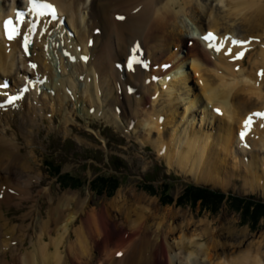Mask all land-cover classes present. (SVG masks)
I'll return each mask as SVG.
<instances>
[{
    "label": "bare ground",
    "instance_id": "obj_1",
    "mask_svg": "<svg viewBox=\"0 0 264 264\" xmlns=\"http://www.w3.org/2000/svg\"><path fill=\"white\" fill-rule=\"evenodd\" d=\"M23 1L12 0L9 4H1L0 21L3 17L13 14L15 7L22 5ZM49 1L58 6L61 15L70 14L71 19H68L67 24L75 32L73 38H70L71 35H65L59 39V42L65 41L63 48L69 50L71 56L74 55L77 60L79 57L84 64L83 67H92L95 71L89 72L90 80L85 83L87 78L85 74L78 77V81L85 85V93L88 92L87 86L93 87L94 90L93 98L87 95L80 96L84 106L88 108L86 114L97 116L101 112L102 115L98 118L102 119L105 115L107 122L109 119L115 120L119 116L120 118L125 116L121 123L126 121L127 112L130 113V118L133 121L134 115L136 120L131 125H135L134 129L136 125L142 127L143 130L140 133L143 136V144L152 145L156 150L159 149L158 153L164 157L170 171H180L182 174L197 179L199 183L214 184L215 187H222V189L241 180L243 187L247 190L252 192L264 190V128L260 127L264 120L254 117L255 123L252 125L250 133L243 141L238 137L244 120L251 113L264 112V78L257 76L259 85H256L254 80L248 76L246 69L237 70L239 73L237 74L232 68L222 66L226 57L225 52L229 47L232 48L233 53L240 52V47L233 46L231 40L224 41V47L217 53L201 39L207 32H212L217 35L216 43H219L224 37L234 38L235 34H241L240 40L246 41L253 38L255 33L260 32L261 41H252L247 47H259V72L264 70V0H213V2L211 0ZM84 1H86L88 11L82 14L79 7ZM118 17H124V19L121 20ZM96 29H100V32L104 30L103 35L101 33L95 35ZM41 30L39 29L32 36L36 41L35 45L28 49V51H33V56L29 57L27 56L28 52L26 53L21 48V35L9 41L3 39L0 28V42L2 41L0 44V81L6 78L11 79L13 94H20L25 86L29 87V91L23 99L13 106L0 109V113L12 112L16 117V111H27L30 107L41 106L44 102L46 104L43 105L46 107L45 115L52 114L51 121H48L46 117L44 123L46 124L45 128L50 129L49 125L56 123L55 116L58 111V107L52 109L51 106H48V100L53 101V104L57 106V102L53 100L56 99L55 88L57 87L59 93L67 88L66 90L71 91V94L68 95L71 97L74 95L73 93H76L77 87L71 78H66L61 68V62H69L61 54L59 59L61 60L62 73L60 79L55 78L47 51L44 48L49 43L48 32L41 35ZM185 33L190 36H184ZM193 38L198 40V46L201 48L199 50L203 53L204 58L197 56L202 54L200 51L190 53L186 57L185 54L181 59L171 55L173 46L177 45L179 49L185 44L188 49L194 47L195 41H190ZM90 40L93 42L92 46H90ZM188 42H191V45ZM16 45L18 47L15 50ZM136 45H139V51L143 48L147 49H143L140 54H137L141 57L142 64H134V70H129L127 56L133 55L132 49ZM73 46L74 48H72ZM79 46L81 47L80 51L77 49ZM156 51L171 55L179 66H175L174 69L161 70L158 72L160 78L159 76L155 77L154 72L159 70V65L153 66L156 61L154 57ZM180 52L187 53V49H181ZM83 55L88 56L87 62L81 59ZM188 56L191 57L187 58ZM33 58H37L40 62L45 59L46 64L41 66L40 62ZM122 58H124L122 62H113L115 65L121 63V67H115L113 63L110 66L117 73L113 79L120 101L123 102L124 93L136 100L133 107L132 103L126 101L125 104L129 103L126 107L128 111H123L121 106L116 107L115 100H112L115 98L114 88L110 87L106 79L99 78L103 75V71L99 70L100 74H98V67H106L112 60ZM93 61L98 67H93ZM15 64L17 66L12 71ZM32 64L37 67L32 68L30 66ZM69 64L79 65V61L77 63L69 62ZM143 64H146L147 67H144ZM71 65L67 67V70L71 69ZM187 65L189 68L186 67ZM234 65L238 67L241 66V63H234ZM18 66L21 70L27 68L29 73L25 75L24 72H16L19 69ZM118 68H125L131 79H128L124 74L121 76ZM141 71L152 76V78H147L146 92H140L143 86ZM192 72L197 78L198 86L194 84ZM110 74L113 76L112 71ZM136 77L139 78L138 87L134 85ZM37 80L46 82L47 85L44 86L50 87L55 93L48 96L45 93L43 95L46 96L45 100L44 97L33 93L31 87L34 85L35 88H40L41 85L40 83L34 84ZM120 85L124 90L120 88ZM242 86L246 87V93L255 95L256 101H251L241 94ZM5 94L6 91H0V103L9 98ZM34 95V101L28 102L26 105V101H29ZM75 99L76 102L78 98L75 97ZM127 99L129 100L128 97ZM72 100L68 101L69 103L63 107L60 113L64 110L67 112L71 105L75 104ZM110 104L114 105L109 110L111 112L108 113L104 110ZM81 106L83 110L86 109L83 105ZM115 107L116 109H114ZM118 108L121 110V115L117 113ZM217 109H219L218 114L215 112ZM73 112L76 114L75 110ZM73 112L71 114L69 112V114L72 115ZM198 114L199 117L201 116V127L196 130L194 121ZM238 116L240 117L238 118ZM73 117L78 120L76 115ZM0 118H4V116L2 115ZM127 122L129 127L130 119ZM64 123L62 122V124ZM207 123L211 128L209 126L206 128L207 130L203 129L202 125ZM16 124L18 123L16 122ZM41 124L43 125L42 121ZM2 125L0 124V128ZM6 126L9 130H14L12 133L18 134L8 132L6 128L0 129V264H71L62 258L60 246L65 236L71 237L72 234L76 237V241L69 243L71 262V259H75L77 264H90L88 260L92 261L98 256L102 257V251L96 253L97 245L103 243V238L106 236V232L102 231L101 223L104 226L110 224L112 220L110 212L108 210L105 215L103 214L102 222L95 216L96 211L93 210L89 220L82 219L80 226L74 227L82 215L80 211H77V208L88 205L79 195L76 198L71 196L67 199L70 204L75 202L74 211L79 212V215L78 213L65 215L69 207L65 203L61 206L62 211L59 206L60 199L52 200L49 209L43 212L39 198L35 200L36 208L34 205L31 206L21 219L12 215L11 206L15 204L29 205L34 201L35 184L41 185L42 181L36 182L40 175L32 174L37 171L33 165L34 156L26 153L20 143L24 139H21L19 135L24 133V125L21 123L16 127L13 121H8ZM37 127L40 128V125L38 124ZM17 128L18 130H16ZM33 130L40 133L41 129L34 128L31 131L27 129L25 137L31 136L29 138H32L26 140L28 146L37 141V138L34 139L31 135ZM40 193L42 192L37 194L40 195ZM49 195H52L51 191L45 192V197L48 198ZM132 201L128 198L124 201L119 197L118 200H114L111 206L125 215L126 227L132 230L129 239L133 244L128 245L129 247L126 246V249L117 251L105 250L104 255L107 254V259L102 260V264H264V234L260 241L257 243L250 241L248 245L246 244V239L249 236L248 229H244L242 233L238 231L239 228L233 226L209 230L210 224L206 220L202 221L205 228L198 232L199 228L190 219L184 220L188 225L185 230L176 231L172 224L167 223L170 219H174L173 223L179 219V216L172 218L171 209L170 216L168 213H163L162 216L158 213L160 209H157V205L144 206L141 203L139 207L137 205V208H134L135 205ZM149 218L153 219L154 224H150ZM157 218L166 222L156 223ZM29 220H32V223L29 224ZM64 221L67 223L61 227L60 224ZM223 222L225 220L221 221V223ZM50 225L53 229L48 235L47 229L51 228ZM223 225L225 224L223 223ZM13 227L18 229L17 235L7 236L6 233ZM113 227L115 229L112 231L117 230L116 225ZM30 230H33L32 234ZM61 230L64 231V234L58 238L51 236ZM93 234L94 237H97L95 241L89 239ZM207 237L210 238L207 239ZM28 239L31 247L28 246ZM206 239L207 242H205ZM48 240L49 243H47ZM92 242L93 247H91ZM108 251L112 252L111 257ZM117 253H123L121 258L114 257ZM86 259L88 263L83 262Z\"/></svg>",
    "mask_w": 264,
    "mask_h": 264
},
{
    "label": "rangeland",
    "instance_id": "obj_2",
    "mask_svg": "<svg viewBox=\"0 0 264 264\" xmlns=\"http://www.w3.org/2000/svg\"><path fill=\"white\" fill-rule=\"evenodd\" d=\"M0 1V5H5L12 2V0H7V2H4V0ZM211 2H213V0H211ZM85 4L86 1H84L83 4H80L79 7V11H81L82 14L83 12L85 13L88 11L87 4ZM219 5L221 6V4ZM63 15H66V21H68L69 18L71 19L70 14ZM170 32H172V29H170ZM57 33H54L51 37L49 36V43L46 44L44 48L47 51L49 61L53 68V73H55V78L60 79L62 71L60 69L61 60L59 59V57L60 54L64 56V54L62 53V49L63 45L65 46V41L59 42V39H62L64 33H62L60 36ZM100 33L103 35L104 30H102ZM260 34V32L254 34L253 38L257 39H254L253 42L261 41V38L259 37ZM183 35L187 36L188 34L185 33ZM234 39L240 40L241 34H235ZM193 40L195 41V43L194 47H192L191 49L187 48V44H185L184 46L182 45L181 47V49L186 48L187 53L182 54L180 52L181 49L177 48L176 45L173 46L171 55L177 59H181V57L185 54L186 57L190 53L200 51L199 49L201 48L198 46V40L193 38L190 41L192 42ZM151 42H153V39H151ZM191 42H188L189 45H191ZM78 43L80 44V42ZM17 47L18 45L15 46V50L17 49ZM247 48L248 51L245 52V56L243 59L233 60L232 56L226 55L222 66L232 68L237 74H239L237 71L238 68L239 70L246 69L248 76H250L254 80V83L256 85H259L257 79V74L259 73V47L255 46ZM142 50L137 54H140ZM241 50L242 49L240 47V51ZM212 52L215 53L214 51ZM32 54L33 51L29 52V57L33 56ZM171 55H165L159 51H156V53H154L156 61H154L155 63L153 64V66L159 65V70L154 72L155 77L159 76L158 72L161 70L174 69L175 66H179ZM232 55H235V53L232 52ZM197 56L200 58H204L203 53ZM64 57L67 59L66 56ZM129 57L130 56L128 55L127 61ZM189 57L191 56H188L187 58ZM71 58L75 57L72 56ZM158 58L160 61L157 60ZM33 59L40 62L37 58ZM122 60H124V58L112 60L106 67H98L94 64L93 61V67L99 68L98 74H100L99 70L100 72L103 71V75H101L99 78L102 80L106 79L109 82L110 87L114 88L115 98L112 100H115L114 104H117L116 107L121 106L123 111H128V109L126 108L127 105L129 103H132L133 107L136 104V100L134 97H130L124 93L123 102L120 101L118 94H116L117 87L113 79L117 75V73L113 70V67L110 66L111 63L115 61L122 62ZM78 61L79 65H71L69 64V62H61V68L66 78L72 79V81L76 84L75 86L77 87V91L76 93H73V96L70 97L68 95L71 94V91L66 90L67 88L64 89L62 93H59L57 87L55 88L56 99L53 100L57 102V106L56 104H53V101L51 100H48V106H51L52 109L58 107V111L55 116L56 123L55 125H49L50 129H46V124L44 123L46 117L48 121H51L52 114L50 113L45 115L46 107H43V105L46 104L44 102L41 106L30 107L27 111H16V117H14L11 111H9L11 113H0V116H4V118H0V124H3L2 126H4H1V128H6L8 132L12 133L14 131L9 130L8 126H6L8 121H13L16 127L21 123L24 125V133L19 134L21 136V139H24H22L20 143L22 144V147L25 148L26 153L32 155V157L34 156L33 165L35 166L37 171H34L32 174L36 176L40 175L38 177L39 179L36 180V182L39 183L40 181H42L41 185L35 184L36 190L33 193L34 201L31 202V204L21 206L15 204L11 206V212L13 213L12 215H14V217L21 219L22 216H24L25 213L29 211L31 206L34 205L35 207L36 198H39V201L42 204L41 210L43 212L49 209L52 200L58 199L61 200V203L59 204L60 208L65 203L68 204L69 208L67 209L65 215H72L74 213H78L79 215V212L77 211H80L82 215L74 226L76 228L80 226V222L82 219L89 220L93 210L94 212L96 211L95 216L99 220H102L103 214L105 215L109 210V214L112 218V223L110 222V224H107L105 226L101 223L102 231L106 232V236L103 238L104 244L99 243L97 245L98 250L96 251V253L102 251V257L98 256L95 259L96 262L94 259L92 261L88 260L90 264H102V260L107 259V254L104 255L105 250L107 249H113L117 251L119 249H126L133 244L132 240L129 239V235L132 230L126 227L125 215L119 213L118 209H114L111 206V204L114 203V200H118L119 197L122 200L124 199V201L126 198H128V200L130 201L133 200L132 202H134L135 205L134 208H137V205L139 207V204L141 203L144 204V206L155 204L157 205V209H160V212H158L159 215L161 214L162 216L163 213H168V216H170L172 210V218L179 216V219H177L176 223H173L174 219L168 220L167 223L172 224V226L175 227L176 231L185 230L188 225L184 220L187 221L190 219L197 225V228H199V232L201 229L205 228L202 221L208 220L210 224L208 228L209 230L220 229L224 226L225 228H230L233 226L234 228H239L238 231L242 233L244 229H248L249 236L246 239V244L248 245L250 244V241H252V243H257L262 239L261 236L262 234H264V215L262 216L261 214L264 213V210H261L260 214L256 211L255 207H251L249 212L248 210H246L245 205H247V203L251 201L264 203V190H256L254 192H252L251 190H247L243 187V182L241 180L238 183L229 184L226 189H222L221 186V188L215 187L214 184H207V186L206 184L197 182V179L193 177L182 174L180 171H170L167 163L164 160V157L158 153L159 149L156 150L152 145L150 146L143 144V136L140 133V131L143 130L142 127H138L136 125L134 129L135 125H131L132 122L136 120L134 115L133 121L130 118V113L127 112L126 121L121 123L122 119H124L125 116H122L121 118L119 116V118L115 120L109 119V121L107 122L105 119V115L102 117L103 120L100 119L101 117L98 118V116L102 115L101 112H99L97 116H95L94 114H92V116L86 114L88 112V108L84 106L83 100L80 96L87 95L92 98L94 97L93 87L87 86L88 92H84V83L87 80H90V78L88 77L89 72L95 71L92 67H83L82 65L84 64H82L83 62L80 61L79 57L78 60L75 59L72 63H77ZM167 63L171 65L165 67L164 64ZM234 63H241V66L237 67L236 65H234ZM40 64L41 66H44L43 64H46V60L43 59ZM69 65H71V69L67 70V67ZM16 66L17 65L15 64V67L12 71L15 70ZM22 66L24 67L23 64ZM18 67L19 69L16 72H24L25 75L29 73L27 68L21 70L20 66ZM186 67H188V65ZM25 70L28 72H26ZM48 70L50 69L48 68ZM111 71L113 73V76L112 74L109 75ZM118 72L121 73V76H123L124 74L126 75V77H128V79H131V76L127 73L125 68H118ZM141 73L143 77V86L140 92H146V81H148L147 78H152V76L143 71H141ZM83 74H85L87 78L84 83H81L78 81V77ZM192 77H194V84L198 86L197 78L195 77L194 72H192ZM135 81L136 83H134V85L135 87H138L137 83H139V78L136 77ZM41 85L42 86L38 90L36 89L37 91L32 89V92L38 94L39 97H44V100L46 96L43 95H45V93L47 94V96L55 93V91L51 90L50 87H45L47 85L46 83H44L45 86L43 84ZM120 88L123 89L121 85ZM245 89L246 87L242 86L241 94L243 96H246L251 101H256L255 95H249L248 93H246ZM74 96L78 98L76 102ZM34 97L35 95L32 96L29 101L27 100L26 105H28V102L31 103L32 101H34ZM127 97L129 98V100L127 99ZM70 99H73L75 104L73 105L71 103V107L69 108V110H67L68 113L66 112V110L60 113L63 110V107L69 103L68 101H70ZM126 101H129V103L125 104ZM114 104H110L104 111L110 113L111 111L109 110ZM81 105H83V107L86 109L83 110L81 108ZM116 107L114 109H116ZM74 110L76 114H74ZM69 112L70 114L71 112H73L72 115H76L78 117V120H75V117L70 115ZM117 113L118 115H121V110L119 108L117 110ZM239 117L240 116H238V118ZM129 119L130 122L128 127L127 121ZM41 121L43 125L41 124ZM16 122L18 124H16ZM62 122L65 123L62 124ZM38 124L40 125V128L37 127ZM208 124L209 123L205 125L203 124L202 128H208L210 126H208ZM200 127L201 116L199 117L198 114L197 119L194 121V128L196 130H199ZM34 128L41 130L40 133H38L37 130H33L31 132V135L34 137V139L37 138V141L28 146V142H26V140L28 141L32 138H29L31 136H27L28 138L25 137V135L27 134L26 131L27 129L31 131V129ZM16 130H18V128ZM32 151H34V153H32ZM57 173L59 174L57 175ZM189 187H192L195 191L193 193H189L188 196L186 195L183 198V195L186 192L188 193L187 190L189 189ZM40 191L42 193H40V195L37 194ZM47 191L52 192V195H49L48 198L45 197V192ZM65 195L66 197H64ZM78 195L81 196L82 200L86 201L88 205H85V207H80L82 209L77 208V211L75 212V202H73V204H70V201H68L67 199L71 196L72 198H76ZM210 195L213 197H211ZM37 209L39 208L37 207ZM61 209L63 211V208ZM180 216L182 217L180 218ZM222 220H225V222H223L225 225L221 223ZM160 221L161 219L158 218L155 220L156 223H160ZM163 221L165 220L162 219L161 222ZM150 222V224H154L153 219L150 220ZM28 223H32V220H29ZM66 223L67 222L64 221L60 224V226L62 227ZM115 225L117 230L112 231V229H115V227H113ZM155 225L157 226V224ZM14 228L15 227L9 230L6 235L12 237L17 235L18 229ZM52 229V226L50 229H47L48 235L50 234L49 232H51ZM32 232L33 230H30L31 234ZM62 234H64L63 230H61L59 233H53L51 234V236L54 238H58ZM209 238L210 237H207V239ZM89 239L95 241L97 237H94L93 234L92 236L90 235ZM207 239L205 240V242H207ZM35 240L36 237L34 238V241ZM74 241H76V237H74L73 234L71 237L65 236L63 243L60 246V251L63 255L62 258L68 260L71 264H77L75 259H71V262V257L69 258V243ZM27 243H29L28 246H30L29 239ZM47 243H49V240ZM93 246L94 245L92 242L91 247ZM108 252L109 256L111 257L112 252ZM114 257L116 259H119L121 258V255H115ZM83 262L88 263L87 259L86 261L83 260Z\"/></svg>",
    "mask_w": 264,
    "mask_h": 264
},
{
    "label": "snow or ice",
    "instance_id": "obj_3",
    "mask_svg": "<svg viewBox=\"0 0 264 264\" xmlns=\"http://www.w3.org/2000/svg\"><path fill=\"white\" fill-rule=\"evenodd\" d=\"M28 11H17L16 12V23H13L12 18L5 19L3 22V29L5 38L9 41H12L19 37L21 35L20 27L25 23V17L31 14L34 19H29L27 21L28 28L23 33L22 38V47L25 49V52H28L29 44L32 42V36L36 34V30L38 25H40V21L43 17L48 16L51 17V19L55 20L58 18L57 8L55 5L48 2V0H28ZM118 19H124V17H118ZM45 23H48V21H45ZM205 42H207L208 47L210 49H214L217 53H219L222 48L224 47V41L231 40V44L233 46L241 47V51L235 53V55H232V48L229 47L227 51L225 52V55L232 56L233 60L243 59L245 56V52L248 51L247 45L251 44L254 39L257 38H250L249 40L242 41L234 39L230 36L224 37L223 40H220L219 43H216L217 37L212 32H207L205 35L201 37ZM139 52V45H136L132 49L133 55L129 58L127 62V67L129 70H134L133 65L134 64H142V61L139 59L137 53ZM86 60L87 57H84ZM32 68L37 67L35 64L30 65ZM144 67H147L146 64H143ZM166 67V66H165ZM239 70V69H237ZM261 78H264V70H261L258 74ZM155 79V77H154ZM0 87H7V83L0 84ZM24 91H27V88L23 89ZM131 91V89H130ZM18 99V97H11L8 99L7 103L12 104L14 100ZM4 105L0 104V108H3ZM219 111V109H217ZM259 118L261 120H264V112H253L251 113L243 122L242 130L240 131V139L243 141L245 137L249 134V132L252 129V125L255 123L253 118ZM261 128H264V123L260 125ZM246 147L248 145H245ZM118 256L122 255V253H117Z\"/></svg>",
    "mask_w": 264,
    "mask_h": 264
},
{
    "label": "trees",
    "instance_id": "obj_4",
    "mask_svg": "<svg viewBox=\"0 0 264 264\" xmlns=\"http://www.w3.org/2000/svg\"><path fill=\"white\" fill-rule=\"evenodd\" d=\"M57 172V171H55ZM59 173H57L58 175ZM190 190H193V191H190ZM188 193L186 192L184 195H183V198L187 195H189V193H193L195 190L192 188V187H189V189L187 190ZM208 195V194H207ZM211 196V195H210ZM213 197V196H211ZM217 198V197H216ZM215 198V199H216ZM249 203V204H248ZM247 205H245L246 207V210H248L250 212V208L251 207H255L256 211L260 213L261 210H264V203H260V202H248ZM255 212V213H257ZM261 214V213H260ZM262 216L264 215V213L261 214Z\"/></svg>",
    "mask_w": 264,
    "mask_h": 264
}]
</instances>
